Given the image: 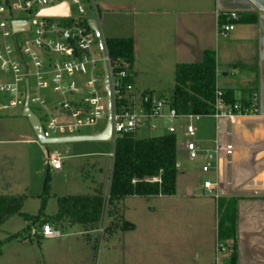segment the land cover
<instances>
[{"label": "crops", "instance_id": "0c3cea01", "mask_svg": "<svg viewBox=\"0 0 264 264\" xmlns=\"http://www.w3.org/2000/svg\"><path fill=\"white\" fill-rule=\"evenodd\" d=\"M100 7L110 13L112 39H131L134 43L128 70L136 109L145 103L140 98L142 93L158 90L162 84L159 80L174 83L178 65L199 64L205 53L212 52L218 91L233 92L237 103L257 100L259 111L253 116L222 120L206 116L167 122L169 132L174 128L172 134L181 141L178 166L181 178L188 181L182 192L176 189L175 196L121 201L120 210L128 200L135 199L151 206L147 207L148 215L138 216L134 224L121 214L134 228L121 231V239L119 229L110 232L105 264H113L114 252L118 264H191L194 253L210 254L213 245L216 247L219 199L236 200V264H264V0H101ZM97 11L101 35L107 39L98 7ZM245 14L255 16L257 22L238 21ZM223 25L235 29L221 36L219 28ZM149 72L156 80L148 77ZM190 124L196 129L193 137L186 131ZM10 136H0V146L20 143ZM188 143L196 146L201 167L191 166L196 160L189 157ZM218 146L224 149L216 153ZM208 165L211 172L205 174L203 168ZM206 179L216 183L218 198L216 192L205 190ZM108 193L109 187L104 194ZM113 220L106 217L107 222ZM90 237V242L85 238L87 243L95 244L98 231Z\"/></svg>", "mask_w": 264, "mask_h": 264}, {"label": "built area", "instance_id": "2783aa9c", "mask_svg": "<svg viewBox=\"0 0 264 264\" xmlns=\"http://www.w3.org/2000/svg\"><path fill=\"white\" fill-rule=\"evenodd\" d=\"M88 3V7H85L83 0H0V112L14 111L19 106L23 109L28 93L29 108L34 105L43 111V119L37 117L44 136L56 139L79 136L81 129L108 119L111 103L113 142L124 134L135 135L145 120L158 119L171 123L179 118H201L195 115L180 116L169 107L166 99L157 98L153 99L148 112L143 106L130 112L118 110V104L127 95L133 100V85L126 82L130 76L129 66L125 62L112 64L106 39L103 36L102 40L98 39L90 27L92 20L99 27L95 0ZM62 6L68 7L63 16L40 17L41 12ZM89 10L94 12L96 18L90 17ZM17 13L27 14L28 18L19 19L15 16ZM231 17L237 19L235 14H231ZM15 22H27L29 29L14 33ZM234 29L233 25H223L219 28V34L227 36ZM20 35H28V38L20 42ZM106 74L108 92L104 84ZM46 90L53 94L49 107L42 95ZM258 112L257 100L244 105L230 104L218 91L211 117L222 120L253 116ZM186 131L191 137L196 133L191 124ZM170 132L173 133L174 128ZM222 149L218 146L216 153ZM187 150L192 161L198 158V150L193 143L187 144ZM48 162L54 170H60L63 166L56 156H48ZM210 168L211 165L204 167L203 172L210 173ZM203 186L210 194L216 192L214 195L218 198L216 183L206 179ZM32 234L44 239H61L63 236L50 224L44 225L40 232L33 230ZM226 250L220 243L216 247L217 253H226Z\"/></svg>", "mask_w": 264, "mask_h": 264}, {"label": "rangeland", "instance_id": "374dc122", "mask_svg": "<svg viewBox=\"0 0 264 264\" xmlns=\"http://www.w3.org/2000/svg\"><path fill=\"white\" fill-rule=\"evenodd\" d=\"M88 1L83 0L85 7H88ZM116 1L122 2V0ZM100 2L101 0H95L101 14L103 35L107 39H112L114 34L110 31L114 28V25L109 18L110 13L100 7ZM89 15L91 18H96L93 11L89 10ZM15 16L19 19L28 18V15L24 13H17ZM62 23H65V21ZM27 38L28 35L19 36L20 42ZM149 73L150 76L148 77L156 80L155 75L152 72ZM169 80H159L162 84L153 93L155 98H169L172 95L174 83ZM34 88L32 81L33 91ZM21 89L24 92V85H22ZM42 95L47 101V107H49L50 96H53L52 91H43ZM1 99L0 95V101ZM31 109L43 119V111L41 109L34 105H31ZM21 111L22 107L19 106L14 111L0 112V136L8 133L11 135V139L20 140V143L15 145L0 146V169L2 170V175H0V196H26L22 213L29 216H39L42 213L43 217L38 218L39 220L34 223L31 220L15 216L1 226L0 264H105L108 239L111 235L106 229L113 228L117 231L121 227V225L120 227L116 226V223H118L116 217L113 222H107L106 216H104L95 244L94 241L92 244L87 243L82 235L81 226L74 225L63 231L50 218L58 214L59 197L94 194L95 189L100 185L103 187V192H106L111 179L114 142H79L42 146L37 141L35 143L31 142L35 141L36 137L29 120L23 117ZM106 125L107 119L105 118L95 126L81 129L78 135H99L105 130ZM169 127L165 120H145L135 133V138L148 139L172 134L169 132ZM4 130L7 132H4ZM180 142L179 144H181ZM48 155L56 156L63 162L60 170L50 169ZM7 160H12V162L9 163ZM192 165L201 167L203 162L202 160H196ZM183 168L185 170V167ZM48 175L51 177V192L44 202L42 197L44 182ZM187 181L188 179L185 177L181 178V174H179L176 186L177 191L182 192L184 183ZM150 206L149 204L147 206V202L142 199L128 200L125 206H121V210L118 208V211L120 215L125 214L129 223L134 224L138 216L142 214L148 215ZM216 215L218 229L216 239H214L216 242L213 240V243L215 242L217 247L219 244V223L222 217L218 204ZM46 224H50L61 231L62 238L44 239L41 236L32 234L33 230L40 232L41 228ZM195 226L196 224L193 225V227ZM120 233L121 230L118 234L121 239ZM12 236L19 237L10 239ZM220 244L227 248V243L220 242ZM230 246L228 245L226 253H217L214 245L210 254L194 253L191 264L201 263V261L202 264H231L229 258L231 255ZM111 257L114 259L113 264H118L115 263V258L118 257L117 252H114ZM197 258H200L201 261L197 260Z\"/></svg>", "mask_w": 264, "mask_h": 264}, {"label": "trees", "instance_id": "16d2710c", "mask_svg": "<svg viewBox=\"0 0 264 264\" xmlns=\"http://www.w3.org/2000/svg\"><path fill=\"white\" fill-rule=\"evenodd\" d=\"M238 21L256 23L257 18L247 14L240 15ZM109 57L113 65L125 62L128 66L133 62L134 43L131 39H106ZM216 57L207 52L199 64H182L176 67L174 89L166 99L171 109L178 115L211 116L218 92L216 85ZM132 84V78L126 81ZM230 104L237 103L233 92H222ZM147 101L143 109L151 108L153 93L144 92L140 96ZM243 105L246 104L241 102ZM134 111L135 102L130 96L118 104V110ZM113 162L108 196H105L102 185L97 186L94 194L85 196H63L58 198V214L50 219L63 231L69 226L79 225L88 242L92 240L90 233L98 231L104 216L118 219L116 226L121 231H130L133 225L124 221L119 214V203L127 198L171 197L176 195L177 179L180 172L179 141L174 134H166L148 139H136L133 134L118 136L114 142ZM51 192V177L44 182L43 200L46 201ZM26 196H0V228L12 217L19 216L36 223L39 216L22 213ZM222 217L219 223L218 242L231 245V264H236V200H218ZM114 221V220H113ZM112 232L114 229H106ZM19 236H12L18 238Z\"/></svg>", "mask_w": 264, "mask_h": 264}, {"label": "water", "instance_id": "95a60500", "mask_svg": "<svg viewBox=\"0 0 264 264\" xmlns=\"http://www.w3.org/2000/svg\"><path fill=\"white\" fill-rule=\"evenodd\" d=\"M68 10L67 6H62L60 8L51 9L47 11H43L40 13V17H48V18H55V17H61L63 16ZM90 27L92 30L96 33L97 38L102 40V35L100 32V29L96 23V21L92 20L90 21ZM29 29V24L27 22H15L13 23V31L14 33H20L25 30ZM105 87L107 92L109 91V81H108V75L106 74L105 81H104ZM23 117L27 118L30 122V125L34 131V134L36 136L37 141L42 146H51V145H59V144H70V143H79V142H111L112 139V107L111 103H109V109H108V119H107V125L105 130L95 136H75V137H67V138H56V139H47L44 136V132L40 123L39 118L36 114L32 112V110L28 106V93L26 96V102L23 108L22 112Z\"/></svg>", "mask_w": 264, "mask_h": 264}]
</instances>
